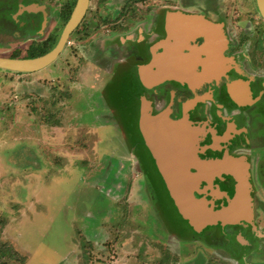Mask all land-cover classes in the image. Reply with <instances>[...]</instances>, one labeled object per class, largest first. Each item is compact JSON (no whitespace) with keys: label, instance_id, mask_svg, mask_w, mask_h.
<instances>
[{"label":"rangeland","instance_id":"rangeland-1","mask_svg":"<svg viewBox=\"0 0 264 264\" xmlns=\"http://www.w3.org/2000/svg\"><path fill=\"white\" fill-rule=\"evenodd\" d=\"M233 16L227 27L236 42ZM7 22L2 31H12ZM81 44L35 73L0 70V264H264V180L251 183L257 249L236 259L200 235L179 242L168 234L139 196L136 171L116 191L125 138L110 98L100 97L112 86V44ZM15 46L0 54L28 55Z\"/></svg>","mask_w":264,"mask_h":264},{"label":"flooded vegetation","instance_id":"flooded-vegetation-1","mask_svg":"<svg viewBox=\"0 0 264 264\" xmlns=\"http://www.w3.org/2000/svg\"><path fill=\"white\" fill-rule=\"evenodd\" d=\"M228 2L230 9L221 8L220 0H88L86 11L75 30L69 35L63 50L68 48L71 51L78 42H82V47L93 41L101 42L103 45L111 43L112 52L109 62L114 61L112 63L114 66L107 81H135L137 66L150 64L153 60L152 48L166 39L165 15L169 11H179L190 17L202 15L213 22L223 23L227 39V43L222 48L225 66L218 77L202 78L201 81L212 82L204 83L194 89H191L187 83L165 80L161 85L146 90L144 94L152 102L153 112H158L169 105L168 116L174 120L182 118L183 106L188 101L196 96L204 97L187 112L192 127L204 126L205 129L195 143L198 148L197 157L202 161L219 160L225 155L244 157L251 184L253 177L259 181L264 180V20L257 10L255 0H239L238 3L235 1L233 7L231 4L234 0ZM75 4L76 0H0L1 25L4 22L8 24L7 21L13 25L12 31L9 32L2 31L4 26H1L0 50L7 43L11 46L14 42L17 46L15 49L13 47L12 52L19 49L22 53L39 54L50 45L53 49ZM243 12L247 14L246 19L238 20ZM231 13H236L237 19L235 20L233 16L234 22L240 27L236 33L238 36L236 42L230 36L234 29L229 31L227 27ZM201 42L202 40L197 38L190 40L188 45L193 46ZM188 53L187 48L182 51V54ZM10 56L0 54V57L10 58ZM201 59H204V56ZM217 67L216 62L212 63L206 72L207 75H214L216 73L214 69ZM121 69L124 70L122 74L117 72ZM191 71L197 76L203 72L200 65L193 67ZM179 81H199V79L186 75L179 78ZM227 81L245 83L242 104H236L231 99L226 86ZM100 97L106 101L109 96L105 93V96L100 94ZM186 140H189V136ZM123 144L122 154L125 155L120 154L116 158L117 171L113 176L117 182L115 189L119 192L122 187L129 188L131 183H127V180L133 179V172L136 171V176L140 179L138 180L141 191L139 196H143L145 203H149L150 207L159 213L157 216L155 212V221L157 219L168 234L177 237L179 242L193 235H200L203 242L224 251L230 259H236L237 253L241 250L248 256L251 249H257L254 242V238H257L256 234L241 224L226 225L222 228H219L221 224L209 226L202 232H194L192 236L188 235L186 238L180 230L179 237L169 232V221L164 219L168 216L167 207L164 206L163 191L160 192L156 184L158 180L163 181V177L155 161L147 148L143 150L139 145H130L126 138ZM186 151L183 150L184 155ZM190 171L195 172L192 169ZM124 179L126 180L123 181ZM236 183L235 176L222 174L219 178L213 179L210 190L198 196L212 201L215 208L226 206L227 198L232 197ZM250 186L255 218L256 204L252 196V184ZM204 187L206 184L202 183L200 189ZM215 190H219L224 196L221 198L211 196ZM194 195L198 198L197 194ZM239 236L243 238L244 244L238 240Z\"/></svg>","mask_w":264,"mask_h":264},{"label":"water","instance_id":"water-1","mask_svg":"<svg viewBox=\"0 0 264 264\" xmlns=\"http://www.w3.org/2000/svg\"><path fill=\"white\" fill-rule=\"evenodd\" d=\"M255 4L264 20V0H255ZM87 5L88 0H76L70 18L53 49L31 59L0 57V70L35 73L49 66L63 51L69 35L79 24ZM165 16L166 39L152 48L153 60L150 64L137 66L138 81L133 83L131 88L134 89L129 88V92L133 96L136 93L138 95L136 101L133 100L126 110L130 113L134 112L131 107L136 110L137 131L143 145L155 161L177 211L194 232H202L204 228L217 224L221 226L241 224L256 232L250 196L251 184L245 158L225 155L219 160L202 161L197 157L198 148L195 143L205 129L204 126L192 127L188 121L187 112L204 97L196 96L188 101L183 106L182 118L174 120L168 116L169 105L158 112H153L152 102L144 94L146 90L161 85L165 80L187 83L191 89H194L204 83L212 82L201 81L202 78L218 77L225 66V60L222 57V48L227 43L223 30L224 24L213 22L202 15L190 17L179 11H169ZM197 38L202 42L193 46L188 45L190 40ZM185 48L189 50L188 54H182ZM202 56L204 59H201ZM214 62L218 65L214 69L216 73L207 75L208 68ZM197 65H200L203 70L198 76L193 75L191 71ZM186 75L199 81H179V78ZM116 82L126 84L127 81H112L111 85ZM226 86L233 102L242 104L245 83L227 81ZM188 136L189 140H186ZM183 150H187L186 155L183 154ZM191 169L195 172H191ZM222 174L235 176L237 183L232 197L227 198V205L216 209L212 201L203 196L196 198L194 194L199 196L205 194L206 190L212 188L213 179L219 178ZM202 183H205L206 187L201 190ZM211 196L221 198L224 194L215 190ZM240 238L239 236V241Z\"/></svg>","mask_w":264,"mask_h":264},{"label":"trees","instance_id":"trees-1","mask_svg":"<svg viewBox=\"0 0 264 264\" xmlns=\"http://www.w3.org/2000/svg\"><path fill=\"white\" fill-rule=\"evenodd\" d=\"M52 45L48 46L45 51H42L39 54H28L25 57H20L19 54L13 53L10 58L12 59H31V58H36L41 55H44L51 49ZM135 74V73H134ZM135 81L137 82V75L135 74ZM135 81H127L126 84L125 82H116V84L110 86V90L108 93L109 98L108 105L112 108L114 111L115 116L117 117L118 124L121 126L123 129L124 137L126 138L127 142L130 145H139L141 148L144 150L145 147L143 145L142 138L140 137L138 131H137V122H136V110L131 107V110H133V113L128 112L126 109L129 106L130 103L136 101L137 93L134 96L130 94L129 88L133 87V83ZM108 88V89H109ZM130 94V96H128ZM137 136V138H135ZM157 187L159 188L158 190L163 193V201H164V206L167 207V216L168 218L165 220L169 221L168 224V230L169 232H173L179 236V230L182 231L183 237L186 238L188 235L194 234L193 228L189 226L188 222L183 219L179 212L177 211L172 199L170 198L168 191L163 183L162 180H158ZM155 185V182H154ZM232 195V193H231ZM198 198L199 196L196 195ZM218 209V207H216ZM172 223V225L170 224ZM224 226H220L219 228H222Z\"/></svg>","mask_w":264,"mask_h":264}]
</instances>
